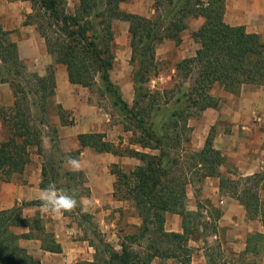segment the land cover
<instances>
[{
  "label": "trees",
  "instance_id": "16d2710c",
  "mask_svg": "<svg viewBox=\"0 0 264 264\" xmlns=\"http://www.w3.org/2000/svg\"><path fill=\"white\" fill-rule=\"evenodd\" d=\"M26 1L31 3L34 11L32 16H28L29 24L36 25L47 51L55 57V63L66 67L69 82L91 88L98 79L101 92L111 99L122 116L128 117L125 130L133 132L134 143L143 150H158L157 154H152L130 147L122 148L120 143L117 145L107 140L101 133H84L77 136L81 148L66 153L79 159L81 149L88 147L97 153L129 156L141 161L130 171H124L116 164L111 168V174L115 176L113 195L133 204L140 219L139 232L129 237V244L122 243L120 250L103 238H99L98 245L90 241L96 251L90 264H152L155 259H158L157 264H165L169 259L177 264H190L194 248L189 241L197 239L194 236L201 224L195 220L198 212H189L185 207L190 181L176 173L181 166L179 160L170 158V150L180 146L181 134L172 138L166 130L176 129L182 121L184 132L186 122L192 116L191 112L186 114L187 110L201 112L217 107L219 101L210 95L216 84L235 95L244 84L264 86V43L261 36L246 32L244 26L225 23V0H157L156 15L150 18L122 10L121 4L127 0H78L73 13L67 11V0ZM189 17L204 19L202 25L191 33L199 44L195 56L182 60L178 65V70L182 68L187 76H193V80L187 87L179 86V96L173 106L168 105L170 102L167 100L165 106L160 105L156 109L157 99L144 86L154 67L156 45L164 40L179 44ZM114 21H125L129 25L134 87L132 106L128 105L110 77L115 61L112 49ZM9 33L0 26V82L9 83L14 94L13 105L0 106V120L7 129L6 137L0 142V181L3 182H10L15 175L24 172L30 162V147L36 146L37 153L44 154L42 132L30 115L37 102L29 103L27 96L19 98L17 95L21 86L16 79L23 77L27 70L19 58L16 43L8 38ZM31 77L36 80V96L41 93L40 99L46 98L47 84H52L51 95L55 83L53 66L47 69L46 75L34 73ZM161 107L166 110V117L156 120L155 112ZM58 108L61 125L73 124L64 120L65 110L60 105ZM192 156L193 167L197 168L195 173H199L197 181L218 177L221 191L227 190L245 207L249 219L259 218L264 226V211L259 198L260 189H264V173L241 180L224 177L220 167L225 159L213 146L212 131L203 148L194 151ZM64 161L65 158L59 160V165ZM54 163L47 159L43 164L41 188L55 184L62 191L75 192L78 200L89 193L86 188L78 190L83 172L65 171L59 165L55 167ZM35 203L38 201L0 210V264H40L19 246V240L29 238L30 234H16L13 231L16 227L41 231L43 249L61 252L53 235L44 232L37 218L31 221L22 217V208ZM215 212L217 217L221 215L218 209ZM77 213L87 225L86 229H90L92 225L88 215L81 208ZM167 213L181 216V233L165 230ZM30 223L34 224L31 226ZM247 242L249 248L258 253L257 245L264 242V236L256 234ZM133 245L142 247V250L135 249ZM209 264H215L214 260L209 258Z\"/></svg>",
  "mask_w": 264,
  "mask_h": 264
},
{
  "label": "crops",
  "instance_id": "0c3cea01",
  "mask_svg": "<svg viewBox=\"0 0 264 264\" xmlns=\"http://www.w3.org/2000/svg\"><path fill=\"white\" fill-rule=\"evenodd\" d=\"M128 10L146 16H152L155 12L151 7H147L143 11L137 8ZM0 16H2L0 22L3 28L10 32L9 38L16 43L19 58L25 62L28 70L44 76L50 66L55 68V101L63 110L72 112L75 122L71 126H61L60 128V132L63 133L61 139H63V143L65 142L62 149L65 153L80 149L77 136L84 133L101 132L107 120L89 101L90 94L87 88L69 82L66 67L55 63V57L47 51L45 40L32 25H24L21 15L18 16L17 13L8 11L5 13L1 7ZM9 21H14L15 25H10ZM203 21L202 17H189L187 29L181 33V42L176 44L174 41L164 40L157 45L156 56L164 49H175L178 50L181 59L194 57L199 44L193 39L191 33L196 31ZM224 21L231 26H244L248 33L259 34L264 43V0H225ZM116 43H121L118 50L123 51L122 62L128 66L131 58L128 39L119 42L117 38ZM119 57H122V54H117V62ZM129 89H132L131 83H129ZM211 95L217 97L219 102L217 107L206 108L198 116V132L195 134L198 139L194 143L195 149H201L204 146L209 132L213 130V146L221 152L225 159L224 164L220 167L222 175L235 178V176L250 177L262 173L264 171V86L244 84L239 94L235 95L216 85L211 90ZM13 102L14 95L10 85L1 82L0 106L10 107ZM256 116L260 117L261 121L256 122ZM1 129L2 122L0 121V131ZM44 147H48L45 142ZM36 157L41 156L37 155ZM122 158L124 159V157ZM120 159L119 156L112 153H97L84 147L81 149L79 157L81 163L85 165L81 172L88 174L89 170H106L109 165L119 163ZM122 163H126V161L122 160ZM41 172V161L36 162L32 168L28 163L24 172L18 174L21 179L16 180L15 175L10 182L0 181V210L12 209L20 206L23 202L38 201V203L24 206L22 217L27 219L37 217L41 220L44 231L53 235L61 247V252L44 250L41 231L31 227L13 229L16 234H30L29 238L19 240V246L40 264H90L95 259L96 251L89 238L80 235L83 226L72 222L65 213L58 215L46 213L43 210L41 202L37 198L42 189L40 186ZM89 182V193L85 196L91 204H94V206L91 205L92 209H96L100 203L102 204L103 198L107 194L113 196L115 177L109 174L104 179L92 178ZM196 182L200 197L211 199L213 205L221 213L220 224L229 228V230L226 229L228 235L223 248L227 252L234 251L235 253L257 256L260 250L258 253L253 252L251 247L249 248L247 240L256 234L264 236V226L261 220L259 218L249 219L241 202L232 197L227 190L221 191L218 177H205ZM186 195V210L196 213L197 205L191 201L196 196L193 193L192 184L187 186ZM259 198L264 211V189H260ZM101 213H104L102 209ZM109 225L114 226V222ZM165 230L181 233L183 231L181 216L167 213ZM191 241L194 240L189 241L190 246ZM260 243L263 246L264 256V242ZM192 245L191 247L194 248L197 255L193 252L190 264H209L207 254L203 252L202 248L198 249L197 242ZM156 260L158 259L154 261Z\"/></svg>",
  "mask_w": 264,
  "mask_h": 264
},
{
  "label": "rangeland",
  "instance_id": "374dc122",
  "mask_svg": "<svg viewBox=\"0 0 264 264\" xmlns=\"http://www.w3.org/2000/svg\"><path fill=\"white\" fill-rule=\"evenodd\" d=\"M159 1V0H158ZM163 1V0H160ZM157 0H127L126 2L121 4V9L125 12H129L128 9H138V10H145L147 7H151L154 9V14L152 16L141 15L145 17H154L156 15L155 4ZM78 4V0H67V11L69 13H73L76 6ZM9 6V7H7ZM0 7L4 12H15L17 15H21L23 17V24L24 25H32L35 30L37 31L36 25L34 23L29 24L28 16L34 14L32 9V5L29 1L26 0H0ZM132 13V12H129ZM138 14L139 13H134ZM2 16H0L1 19ZM32 19V18H31ZM10 25H15L14 21H9ZM0 26L3 28L1 22ZM4 29V28H3ZM114 29V43H113V53L115 55V61L113 69L111 70L110 77L112 81L120 88L122 95L129 106H132L134 100V87L132 82V74H133V67L130 64L128 66L122 62L123 51H119L118 49L121 47V43H116L117 38L119 42L129 41L130 45V34H129V25L125 21H114L113 23ZM5 30V29H4ZM7 31V30H6ZM38 32V31H37ZM39 33V32H38ZM40 35V34H39ZM9 38V35H8ZM10 40V38H9ZM163 42V41H162ZM161 42V43H162ZM160 44V43H159ZM157 44V45H159ZM156 45V48H157ZM122 54V57H119L118 62L116 61L117 54ZM187 58V57H186ZM185 58V59H186ZM179 58L178 50L169 49L162 51L159 55L156 56V49H155V60H154V67L151 69V74L149 81L144 85L147 89V92L151 96H154L157 100H155L156 109L158 106H165L164 103L168 100L170 103L168 105H172L175 103L177 96V90L180 85L183 87H187L193 80V76H187L186 72L181 68L179 71V63L182 62ZM26 66V73L23 77H17V82L20 83L21 90L19 89L18 97L23 98L27 96L29 103L32 101H36V109L35 111H30L31 119L33 123L41 130L42 132V141L43 147L44 142L47 144L48 147H44V154L39 155L37 153V147H30V167H34L36 162L41 161L42 166L45 164V161L48 159L54 161L55 167H61L64 169V164L59 165V160L62 158H66L68 154H66L62 146L65 144L63 143V139L61 136L63 135L61 131V120H60V110L58 105L55 101V86L56 82L54 83L53 91L50 95V90L52 89V84L48 85V90H46L45 99H40L42 96L39 93L36 96V80L31 77L32 74L35 72L28 70ZM37 74V73H35ZM40 76V75H39ZM1 83V82H0ZM5 83V82H2ZM129 83L132 85V89H129ZM10 85L9 83H7ZM218 85V84H216ZM214 85V86H216ZM211 88V90L214 88ZM220 86V85H218ZM11 87V86H10ZM101 84L99 80H96V83L93 87L87 88L89 91L90 97L89 101L93 103L96 108L99 110L101 114H103L104 118L107 120L105 121V126L101 132L105 135V138L109 141L113 139V143L121 144L122 148L130 147L134 148L139 151H146L152 154H157L158 150H150V149H141L138 144L134 143V134L132 131L125 130L126 126H128V117H124L121 115L120 111L112 105L111 99L106 95L103 94L100 90ZM221 87V86H220ZM86 88V87H85ZM12 89V88H11ZM210 90V95H211ZM13 92V90H12ZM14 95V94H13ZM212 96V95H211ZM213 97V96H212ZM219 101L217 97H214ZM5 107V106H3ZM191 112L192 116L186 122V127L184 132L182 131L183 122L180 121L179 126L175 128H168L166 133L174 138L176 135L181 134V142L180 146L176 148H172L170 150V158H176L179 160L181 166L180 169L177 170V174L182 178H185L190 181L189 184H192V189L194 195V199L191 201L197 205V212L199 216L195 218L196 222L201 224L198 228L197 233L195 234L194 238H197L194 241H191L190 244H197L199 245V250L202 248L203 252L207 254V258H211L212 261L214 260L215 264H263L264 256H263V246L259 243L257 246L260 248V252L257 256H253L252 254L245 255L243 253H235L234 251L227 252L224 249L223 245L225 244L227 231L229 228H225L221 225L220 215L217 217V212H215L216 207L211 202V199H202L200 197V193H198V184H197V177L199 173L196 174L197 171L196 167H193V152L198 151L201 149H195L194 143L198 139L195 134L198 132V123L197 118L202 112H198L197 109H190L186 111V114ZM65 121L67 122H74V117L72 112L65 111ZM166 117V110L161 107V109L155 112L154 118L159 120L160 118ZM257 117V116H256ZM1 121V120H0ZM194 122V123H193ZM65 125V126H71ZM54 129L56 132H54ZM212 134L214 135L213 130ZM210 131V132H211ZM209 132V133H210ZM62 133V134H61ZM7 129L3 127L0 131V142L6 137ZM214 138V137H213ZM69 140V138H68ZM174 141V140H173ZM206 141V140H205ZM172 142V141H171ZM92 150V149H91ZM65 154V155H64ZM37 155L41 157H36ZM117 156V155H116ZM121 159L119 163H114L124 171H130L135 167L141 164V161L134 157L129 156H119ZM124 157V159L122 158ZM122 160H125L126 163H122ZM59 165V166H58ZM113 164L109 165L108 168L102 170H89V173L86 174L85 172L83 181L81 179V183L78 186V190L82 191L83 189L90 188L89 181L90 179H104L109 174H111V168ZM264 173V171L262 172ZM112 175V174H111ZM226 178H231L230 176L223 175ZM113 177H115L113 175ZM247 177L235 176V178H231L232 180H241ZM15 179H21L20 175H16ZM79 180V179H78ZM77 180V181H78ZM241 183V182H240ZM243 183V181H242ZM241 183V185H242ZM188 184V185H189ZM251 184V183H249ZM55 185V184H54ZM61 190V189H60ZM89 190V189H88ZM200 197V198H199ZM79 201L81 202V209L82 212L88 215V219L92 227L90 229H86L87 225L83 222L79 213H67L66 215L71 219L72 222H76L83 226L81 231V236L88 237L89 240L94 244L98 245L99 238H103L105 242L111 244L116 250H120L121 244H129L130 243V236L136 235L139 232V217L137 216L136 210L133 207V204L125 199H117L114 195L110 196L107 194L103 198L102 204L98 205L96 209H92L89 199H86V196H82ZM86 207V208H85ZM86 209V210H85ZM101 209L104 213H101ZM99 213V214H98ZM37 218V217H35ZM34 218V219H35ZM34 219H30L31 221ZM38 219V218H37ZM39 220V219H38ZM40 225H41V220ZM114 222V226L111 224ZM139 223V224H138ZM34 223H30L32 226ZM228 229V230H226ZM45 232V231H44ZM46 234H50V232H45ZM145 243L142 241V245ZM135 249L142 250V247L138 245H133ZM197 255V252H194ZM194 254V255H195ZM158 260L154 261L152 264H157ZM165 264H177L174 261H167Z\"/></svg>",
  "mask_w": 264,
  "mask_h": 264
},
{
  "label": "clouds",
  "instance_id": "9594fccd",
  "mask_svg": "<svg viewBox=\"0 0 264 264\" xmlns=\"http://www.w3.org/2000/svg\"><path fill=\"white\" fill-rule=\"evenodd\" d=\"M85 165L72 156H66L64 170L70 172H81ZM41 206L46 213L63 215L64 213H75L81 208V202L77 199L75 192L69 193L58 189L54 184L42 188L38 197Z\"/></svg>",
  "mask_w": 264,
  "mask_h": 264
},
{
  "label": "built area",
  "instance_id": "2783aa9c",
  "mask_svg": "<svg viewBox=\"0 0 264 264\" xmlns=\"http://www.w3.org/2000/svg\"><path fill=\"white\" fill-rule=\"evenodd\" d=\"M259 121H261V119H260V117H257L256 122H259Z\"/></svg>",
  "mask_w": 264,
  "mask_h": 264
}]
</instances>
